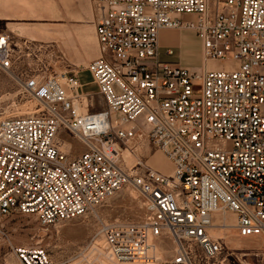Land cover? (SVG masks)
I'll return each instance as SVG.
<instances>
[{
    "label": "built area",
    "instance_id": "1",
    "mask_svg": "<svg viewBox=\"0 0 264 264\" xmlns=\"http://www.w3.org/2000/svg\"><path fill=\"white\" fill-rule=\"evenodd\" d=\"M89 2L97 56L71 73L27 77L22 91L45 114L0 120V216L66 222L94 213L128 185L143 198L145 219L102 226L112 259L153 263L156 241L168 239L169 264H226L217 229L264 240V0ZM162 29L198 38L199 72L166 60L173 50L161 49ZM0 41L1 70L12 67L16 50L43 47L13 43L5 33ZM210 60L237 65L208 70ZM82 72L99 101L82 91ZM63 136L83 151L72 155ZM143 146L163 154L170 172L148 165L138 155ZM14 253L20 264H48L41 249Z\"/></svg>",
    "mask_w": 264,
    "mask_h": 264
},
{
    "label": "rangeland",
    "instance_id": "2",
    "mask_svg": "<svg viewBox=\"0 0 264 264\" xmlns=\"http://www.w3.org/2000/svg\"><path fill=\"white\" fill-rule=\"evenodd\" d=\"M210 2L213 3L214 0ZM16 3V8L7 10V13L21 17L19 21H15L19 24L11 25L9 22L12 21L0 18V34H8L13 43L20 44L27 39L36 46L43 47L39 52H27L24 48L16 50L12 67L9 70L0 69V120L24 114L32 106V101L35 102L34 97L24 94L21 88L27 77L38 73L52 77L66 71L71 73L76 67L85 66L98 51L92 23L93 7L89 0L64 2L66 16L64 21L58 20L59 22L44 21L51 16L53 0H16ZM222 6L223 3L217 2V8L213 9L220 11ZM49 45H54L55 48H47ZM199 55L198 38L186 30L184 46L176 48L166 60L177 63L178 66H182L186 60L191 66L189 68L199 72ZM236 65L232 61L210 60L207 68L231 69ZM79 81L83 84L82 91L90 93L96 102L99 101L96 86L91 83L88 72H82ZM191 86L194 94L200 91L198 81ZM94 109L89 108L90 111ZM130 127L131 125L125 126L127 129ZM63 137L69 142L72 155L83 151L80 142ZM155 153L163 159L153 157ZM138 155L148 165H157L162 171L169 167L164 155L153 148L143 146ZM126 163L128 166L133 163L132 155L128 156ZM145 212L143 198L127 185L107 199L94 213L66 222L42 224L34 215L16 212L0 216V264H20L14 253L17 247L43 250L48 257V264H169L172 245L168 239L156 241L158 260L153 263L117 262L108 254L101 232L102 226L136 224L145 219ZM229 219L232 221L233 217L228 215L227 221ZM213 235L224 240L226 264H264V240L241 238L232 228L217 229Z\"/></svg>",
    "mask_w": 264,
    "mask_h": 264
},
{
    "label": "crops",
    "instance_id": "3",
    "mask_svg": "<svg viewBox=\"0 0 264 264\" xmlns=\"http://www.w3.org/2000/svg\"><path fill=\"white\" fill-rule=\"evenodd\" d=\"M66 1L68 2V0H53L54 4H53V7L51 8V12H50L51 16L48 17L47 19H44V21H48V22H53V20L57 22L64 21V18L66 15L64 13L65 8L63 4ZM16 4H17L16 0H0V18L12 21V22H9L11 25L19 24L15 21H19L21 19V17L10 16L7 13V10L16 8ZM60 25H63V24H60ZM185 39H186V30L162 29L158 33V42H159L161 49L165 50L167 48H170L173 50V53L176 48H181L182 46H184ZM97 54H98V51H97ZM96 56L92 57L91 59L95 58ZM182 66L191 67L189 63H186V60H184ZM153 157L163 159L161 158V155H159L158 153H155ZM151 167L162 173L170 172V167H168L166 170H163V171L157 165H153Z\"/></svg>",
    "mask_w": 264,
    "mask_h": 264
},
{
    "label": "bare ground",
    "instance_id": "4",
    "mask_svg": "<svg viewBox=\"0 0 264 264\" xmlns=\"http://www.w3.org/2000/svg\"><path fill=\"white\" fill-rule=\"evenodd\" d=\"M2 42L0 41V44H1ZM32 106L29 108V109H27L26 110V112L24 113V114H22V115H18V116H14V117H19V116H23V115H26V114H33V115H44L45 114V111H44V109H43V107H42V105L37 101V100H35V102L34 101H32ZM58 145L61 147V148H63L64 150H69V146H68V144L66 143V142H62V141H59L58 142ZM228 216V215H227ZM227 216H226V218H227ZM229 216H232L233 217V220L231 221V219H229L228 221H227V219H226V222H227V225L228 226H232L233 225V221H234V216L233 215H230L229 214ZM215 222H216V224H219V223H221V222H223L219 217H217L216 218V220H215ZM232 222V223H231ZM229 223L231 224V225H229ZM230 228H232V227H229V229ZM214 237H216V236H214Z\"/></svg>",
    "mask_w": 264,
    "mask_h": 264
}]
</instances>
